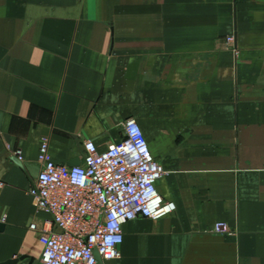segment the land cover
I'll list each match as a JSON object with an SVG mask.
<instances>
[{
	"label": "crops",
	"instance_id": "obj_1",
	"mask_svg": "<svg viewBox=\"0 0 264 264\" xmlns=\"http://www.w3.org/2000/svg\"><path fill=\"white\" fill-rule=\"evenodd\" d=\"M130 117L175 211L126 223L106 264H264V0H0V264H33L53 227L41 138L79 165Z\"/></svg>",
	"mask_w": 264,
	"mask_h": 264
},
{
	"label": "built area",
	"instance_id": "obj_2",
	"mask_svg": "<svg viewBox=\"0 0 264 264\" xmlns=\"http://www.w3.org/2000/svg\"><path fill=\"white\" fill-rule=\"evenodd\" d=\"M125 131L124 140L106 150L86 140L83 162L74 166L57 163L50 137L41 138L40 173L30 192L36 209L51 214L53 227L42 230L38 264L119 259L126 223L139 217L158 220L175 211V204L158 191L157 182L167 171L154 157L142 127L130 117ZM31 229L39 230L35 223ZM216 230L229 231L223 222Z\"/></svg>",
	"mask_w": 264,
	"mask_h": 264
},
{
	"label": "water",
	"instance_id": "obj_3",
	"mask_svg": "<svg viewBox=\"0 0 264 264\" xmlns=\"http://www.w3.org/2000/svg\"><path fill=\"white\" fill-rule=\"evenodd\" d=\"M79 162H73L71 165L74 166V165H78ZM58 231H61L60 229H58ZM18 259H11V260H8L6 262V264H9V263H14L16 262ZM33 264H38V260H36Z\"/></svg>",
	"mask_w": 264,
	"mask_h": 264
}]
</instances>
